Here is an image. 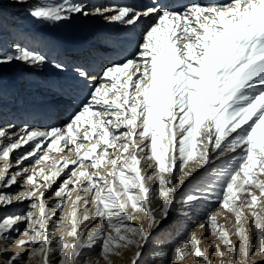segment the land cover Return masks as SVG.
Masks as SVG:
<instances>
[{
	"label": "snow or ice",
	"instance_id": "6c2138e0",
	"mask_svg": "<svg viewBox=\"0 0 264 264\" xmlns=\"http://www.w3.org/2000/svg\"><path fill=\"white\" fill-rule=\"evenodd\" d=\"M28 15L48 24L90 15L124 25L150 15L155 20L132 56L103 70L101 83L93 86L90 99L63 129H22L16 139L0 129V188L18 184V178L28 188L0 191V209L29 201L24 214L0 219V240L18 249L6 264H27L25 247L28 261L42 256L37 264H51L57 250L58 264H113L111 257H121L133 246L136 251L128 264H138L142 242L161 223L157 217L168 218L178 189L210 163L212 154L220 158L237 150L216 172L221 185L216 203L234 216L233 231L218 225L212 215L202 224L227 251L219 246L201 249L200 238L189 234L172 258L183 260L190 254L194 264H211L210 255H216L224 264L226 255L228 264H237L239 256V264H249L252 256H264V0L192 3L182 10L164 5L143 11L108 7L92 13L75 0H37L29 5ZM13 63L36 67L46 63V57L19 44L0 48V67ZM54 67L63 71L61 64ZM77 71L86 78L84 71ZM39 138L50 142L37 156ZM30 141L37 142L16 159L19 170L9 174L10 154ZM53 153L62 155L56 159ZM30 157H36L31 171L21 169ZM62 173L67 178L53 190ZM46 191L57 198L55 203H47ZM207 195L192 193L179 202L193 206ZM242 196L247 199L242 201ZM69 199V212L54 219ZM155 201L160 203L153 207ZM93 221H99L98 226L86 230V222ZM18 224L25 227L21 230ZM50 231H60L58 239L53 241ZM98 242L100 259L82 260V250Z\"/></svg>",
	"mask_w": 264,
	"mask_h": 264
},
{
	"label": "bare ground",
	"instance_id": "6f19581e",
	"mask_svg": "<svg viewBox=\"0 0 264 264\" xmlns=\"http://www.w3.org/2000/svg\"><path fill=\"white\" fill-rule=\"evenodd\" d=\"M31 1L34 0H29L28 4L18 6L17 9H20L19 12H16V15H14L15 17H10L19 22L24 21V28H22L20 32L18 30L12 32V39L15 41V44L27 47L45 56L46 63L36 67H28L24 64L13 63L3 68L10 73L12 71L18 73L20 70H25L23 74L32 73L36 78L38 76L43 77L48 85H52V82L53 85L50 89H46L43 88L44 86L42 85H22L20 82L23 88H17V92L13 94L12 90L15 87L12 86L11 89L8 90L10 92H5L8 94L4 95V99H8L9 95H12L9 97L12 98L11 101L8 99L7 106L0 110V129L7 130L10 135H13V139L23 134L21 131L22 129H27L29 131H47L52 128L63 129L64 127H61V123L68 118L67 116L63 118V114L66 112L65 115H71L81 109L82 105L90 99L93 86L101 83L100 77L102 76L103 70L114 63L123 61L125 58L132 56L142 39L141 35L143 32L141 33V30L152 25L155 20V17L150 15L148 17H141L135 25H124L108 22L100 15H90L87 18L78 16L66 23L48 24L36 21L32 18H26L25 12L28 9L24 8H28ZM75 2L85 4L87 11L90 13L99 7L118 8L126 6L137 11H143L148 7H160L164 5L162 0H75ZM226 2L227 0H190L188 4L211 5ZM188 4H186V6ZM0 5H3V3ZM166 6L171 9L169 5ZM183 8L184 7H177L171 10H182ZM16 16L18 18H16ZM11 20L7 19L6 22L10 24ZM4 22L2 25L3 30L1 31L2 37L0 35V43L4 40H8L9 37V26H6ZM108 39L114 41V43L112 41L110 42L112 43L111 46L106 43ZM88 43L91 45L93 43H99L97 47L102 45L107 54H116L115 58L106 60L102 57L100 70L95 68L90 64H93L94 61L98 59H93L87 52L85 56L87 58L83 61L81 52L77 50V48L85 49ZM4 44H0L1 47ZM55 64L63 65V71L54 67ZM77 69L84 71L86 73V78L81 77ZM24 78L29 79L28 77ZM28 87L34 88L30 90ZM71 87L73 88L71 89ZM85 87H89L90 90L83 92ZM257 88H259V85H257ZM46 90H48V92H46ZM44 143L45 142L41 143V145H45ZM60 155L62 154H57V159H60ZM14 167L13 164L10 170ZM20 168L22 169V167ZM18 170L19 169L16 167L15 171H12V173ZM180 175L182 174L177 171V179L180 178ZM150 183L155 187L154 182ZM15 186H17V184L11 187ZM188 207L189 206H184L182 210L187 212ZM169 216H171V220H173L172 212L169 213ZM165 228H167L165 234L167 237L173 234V229L170 225H166Z\"/></svg>",
	"mask_w": 264,
	"mask_h": 264
},
{
	"label": "rangeland",
	"instance_id": "374dc122",
	"mask_svg": "<svg viewBox=\"0 0 264 264\" xmlns=\"http://www.w3.org/2000/svg\"><path fill=\"white\" fill-rule=\"evenodd\" d=\"M0 4L3 3V5H0V35L2 37V30H3V22L5 25L9 26V37L8 40H4L0 44H4L2 47L0 45V48L9 49L10 46L15 44L14 40L12 39V32L15 30H20L24 28V21H16V19H12L10 17H13L16 15V12H19L20 9H17L18 6H22L23 4L17 3L16 0H0ZM37 0L31 1V4L36 3ZM49 2H62V0H49ZM105 6V5H104ZM103 6V7H104ZM101 8V7H99ZM28 9V8H24ZM91 11V10H90ZM26 18H31L28 15V10L25 12ZM15 17V16H14ZM16 18H18L16 16ZM77 18V17H75ZM11 20L10 24H8L6 21ZM3 20V21H2ZM97 21V18H96ZM17 22V23H16ZM5 26V27H6ZM2 28V29H1ZM148 28V27H147ZM146 28V29H147ZM141 30V33L143 36L145 30ZM11 36V37H10ZM0 37V38H1ZM13 40V41H12ZM114 41L112 39H108L106 43L111 44L110 42ZM12 43V44H11ZM10 46H9V45ZM9 47H8V46ZM100 70V67L98 68ZM89 70V69H88ZM23 71L20 70L18 73L12 71L7 72L4 70L3 67H0V110L7 106L8 99L11 101V98H9L12 95L8 96V99H4V95L8 94L5 93L8 90L13 88L12 93L14 94L17 88L22 87V85H30L32 86H44L43 88L50 89L53 85H48L45 82V79L43 77H34L32 73H25L23 74ZM34 74V73H33ZM24 77H28L29 79H25ZM26 80V81H25ZM31 80V82H30ZM44 80V81H43ZM62 80V79H60ZM43 81V82H42ZM21 82V83H20ZM26 82V83H25ZM38 83V84H37ZM34 84V85H33ZM23 88V87H22ZM34 87H31L28 89H33ZM73 87H71L72 89ZM90 90L89 87H85V91ZM251 91V90H249ZM10 92V91H8ZM43 92V91H42ZM48 92V90H46ZM68 111V110H67ZM79 111V110H78ZM68 115L65 113L63 114V118L68 117L66 120H63L61 123V127H65L68 122H70V119L78 112ZM61 113V112H60ZM22 126V125H21ZM20 126V127H21ZM19 127V128H20ZM3 128V127H2ZM18 128V129H19ZM33 129V128H32ZM121 131H124V129H121ZM17 138V137H16ZM15 138V139H16ZM37 141H30L28 144L24 145L23 147L16 149L13 153L10 154V161L12 163V166L14 164V168L12 170L9 169V174L12 173V171H15L16 165L15 161L18 157L22 156L24 153L31 151L34 144ZM39 142L43 143L45 145H41V149L37 152V156L41 155L43 153V150L46 149L47 143L50 142L49 140H45L44 138H39ZM24 148V149H23ZM111 151V149H109ZM239 150H237V153ZM237 153H226L224 156L217 158L215 154H212L210 163L204 168L199 169L198 171L194 172V179H188L184 185L183 188L178 189V194L176 197L177 202L173 205L170 212L173 213V220H171V216L168 217V219L163 220L161 217H157V220L161 221L160 224L154 229L151 230L150 236L146 242H142L144 244L142 248V255L139 258L138 264H194L193 257L189 254L186 255L183 260H173V250L175 247L183 243V241L187 238L189 234L195 235L196 237L200 238V247L201 249H214L215 247L219 246L221 252H226V248L223 244L220 243V241L217 239L215 235L209 234V229L207 225H203V221L207 218V216L212 215L216 217V223L218 225L224 226L229 233L233 231V224H234V216L231 213L225 212L222 210L218 203H216V193L220 191L221 185L217 181L216 172L223 166H225V162L229 160L232 156L236 155ZM55 158L57 159V154L53 153ZM36 157H30L28 160L23 161L20 167H29L31 171V166L34 165ZM2 163V162H0ZM51 161H49V164ZM150 162H144L143 167L147 169V164ZM44 167H47V165H41ZM41 166H36L37 170ZM75 167V166H73ZM67 171V170H65ZM67 176L64 175V173L61 174V177L57 179L56 184L53 185V190L62 183L63 179H66ZM19 183L15 187H10L7 189L0 188V191L8 192V193H19L22 191L28 190L27 185L24 184L23 178H18ZM38 182L43 183L42 177L36 178ZM149 185L153 186L149 182ZM71 185L69 186V188ZM42 191H44L43 188H41ZM201 192H206L208 195L206 197H203L198 200L193 206L188 207V211H183L182 205L179 201H181L184 197H186L188 194L197 193L200 194ZM76 193H72L71 199H75ZM45 199L48 204H53L57 200L56 197L52 196L51 191L45 192ZM246 196H242L241 200H246ZM29 201H25L23 203H13L11 206L7 207L6 209H0V219H2L4 216H13V215H22L24 214L28 208ZM160 202L155 201L153 204V207L157 206ZM71 208V200L69 199L65 205L57 211V215L54 217V219H59L62 215H66ZM81 214H83V210L81 209ZM187 215V216H184ZM141 221L143 222L144 226L146 227V221L143 220V217H141ZM133 225H136L138 221L134 220L132 221ZM99 224V221H93V222H86V230H93L95 227H97ZM166 225H170L173 229V234L169 235L167 237L166 232L167 228H165ZM15 227L20 228L21 230L25 227L24 224H18ZM247 227V225H245ZM63 231H68L70 229H62ZM251 231V229H249ZM49 235L51 236L52 240L55 241L60 236V231L52 232L50 231ZM12 236L18 237V233L13 232ZM166 236V238H165ZM233 243L238 244V239L234 235L230 236ZM67 239V238H66ZM84 239L86 240V234ZM251 239L254 241L255 237H251ZM1 241V240H0ZM3 242V243H2ZM33 247H38V245H34ZM0 249H5L4 251H0V264H6V261L18 250L14 247V245L11 242H0ZM100 243L98 242L96 245H94L91 248L83 249V255L81 256L82 260H96L100 259L99 253H100ZM29 249L25 247L24 251L22 252V257L25 261H27V264H37L38 259H42V256L40 258H33L31 261L27 260V252ZM136 251V248L133 246L129 249L123 250L121 257H111L113 264H128L130 259L133 257L134 253ZM164 253V256H157V253ZM60 259L59 256V250L54 252L51 256V264H58ZM211 264H220V257L216 255H210L209 257ZM224 264H228V257L224 256ZM16 264H20V262H16ZM237 264H239V256L237 257ZM249 264H264V256L260 255H254L251 258V261Z\"/></svg>",
	"mask_w": 264,
	"mask_h": 264
}]
</instances>
